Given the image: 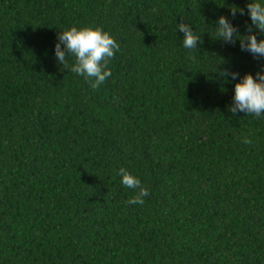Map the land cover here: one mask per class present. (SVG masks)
<instances>
[{
  "label": "trees",
  "instance_id": "trees-1",
  "mask_svg": "<svg viewBox=\"0 0 264 264\" xmlns=\"http://www.w3.org/2000/svg\"><path fill=\"white\" fill-rule=\"evenodd\" d=\"M249 2L0 0V264H264V117L229 111L264 58L215 35L224 16L264 39ZM72 26L120 45L96 91L57 62Z\"/></svg>",
  "mask_w": 264,
  "mask_h": 264
},
{
  "label": "clouds",
  "instance_id": "clouds-1",
  "mask_svg": "<svg viewBox=\"0 0 264 264\" xmlns=\"http://www.w3.org/2000/svg\"><path fill=\"white\" fill-rule=\"evenodd\" d=\"M248 15L252 25L264 35V2L250 0L247 4ZM233 18L237 13L244 15V9L235 6L230 8ZM178 29L183 35V46L189 50L198 49L202 44V37L194 34L192 27L186 23H179ZM216 40H223L226 44L235 45L239 41L242 51H247L254 58H264V39L257 40L252 34V27L249 26L247 35H240L238 26H234L228 18L221 16L215 25ZM58 43L55 45V56L57 62L68 68V57H72L74 63L71 71L77 76H82L93 91L98 90L105 84L112 72L108 68L109 62L115 54L120 51V45L114 37L100 27L72 26L63 32L58 33ZM63 46V47H62ZM189 59L194 60L191 54ZM215 72L221 78L231 76L236 80L239 73L221 70L218 66ZM225 82H229L225 80ZM229 111L235 115L238 111L256 118L264 117V66L252 74H245L240 82L234 86L233 105ZM244 143H251L245 139ZM123 187L131 189L135 195L125 201L128 205H140L145 203V198L150 196V190L141 183L138 176L131 174L126 168L121 167L118 171Z\"/></svg>",
  "mask_w": 264,
  "mask_h": 264
}]
</instances>
